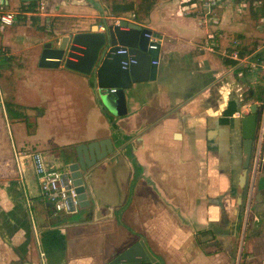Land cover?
<instances>
[{
	"label": "crops",
	"instance_id": "crops-1",
	"mask_svg": "<svg viewBox=\"0 0 264 264\" xmlns=\"http://www.w3.org/2000/svg\"><path fill=\"white\" fill-rule=\"evenodd\" d=\"M183 1L158 0L140 23L158 39V66L154 81L126 91L121 118L101 112L90 77L63 65L47 69L39 60L37 67L23 68L11 102L24 109L28 127L0 112V264H106L137 239L160 264L235 262L238 119L248 103H256L247 93L260 87L248 89L221 53L235 36L241 49H262L264 25L258 14L244 11L258 21L261 36L245 34L248 26L229 7L218 26L200 24L184 15ZM46 2L45 16L18 10L23 20L14 18L0 32V43L10 47L6 55L22 52L19 37L9 32L17 21L26 26L15 33L28 28L26 21L35 23L22 46L47 43L54 49L62 37L116 18L102 5L97 10L96 0ZM48 25L51 36L42 32ZM102 137H110L116 153L86 171L89 205L69 215L53 213L32 163H18L14 151L41 152L47 169H63L75 160L76 144ZM255 179L241 264H264V156Z\"/></svg>",
	"mask_w": 264,
	"mask_h": 264
},
{
	"label": "water",
	"instance_id": "water-1",
	"mask_svg": "<svg viewBox=\"0 0 264 264\" xmlns=\"http://www.w3.org/2000/svg\"><path fill=\"white\" fill-rule=\"evenodd\" d=\"M36 0H20L27 4ZM101 10L100 5L94 4ZM104 31H98L99 25H93L88 32L68 34L60 39L54 49L43 45L39 66L47 69L63 65L79 74L90 77L96 90V98L101 112L108 119L126 115V91L133 83L151 82L156 76L159 48L148 49L151 31L140 24L120 21L118 25L102 21ZM153 37H156L155 34ZM157 38V37H156ZM118 51L126 53L119 54ZM125 63L126 65H123ZM248 101V100H246ZM246 115L240 116L239 137L242 147V159L238 183L240 191L236 196V212L243 211L245 196L248 191L249 164L255 151L257 132L262 120L261 107L257 103L246 105ZM260 146L264 156V133ZM75 160L65 165L63 178L74 186L76 204L80 208L89 205L87 187L83 177L86 171L108 155L115 154L110 137L78 143L74 146ZM71 209V208H70ZM69 215L70 213H65ZM234 259L230 261L233 264ZM106 264H160L149 251L142 239L128 245L112 257Z\"/></svg>",
	"mask_w": 264,
	"mask_h": 264
},
{
	"label": "built area",
	"instance_id": "built-area-1",
	"mask_svg": "<svg viewBox=\"0 0 264 264\" xmlns=\"http://www.w3.org/2000/svg\"><path fill=\"white\" fill-rule=\"evenodd\" d=\"M33 15L45 16L46 0H36ZM231 3L241 4L246 11L249 9H261L264 11V0H193L189 5L182 7L184 15L197 20L200 24L209 25L212 27L218 26L221 21V14L225 8H228ZM14 11L8 9L3 0H0V32L12 25L15 18ZM259 15V24L264 25V15ZM106 22H112L118 25L120 21L127 23L140 24L135 19V14L131 12L127 17H116L114 19L104 18ZM141 25V24H140ZM142 26V25H141ZM103 23L98 26V31H104ZM153 33L148 37V42L151 43L148 49H155V44H158V39L153 37ZM209 47V45H205ZM210 49V47H209ZM221 57L228 61H233L230 65V70L237 78H240L248 89L255 87H264V47L260 50L253 51L250 54L242 56L241 46L239 40L232 37L229 40V45L223 49ZM119 54L126 53L125 51H118ZM153 64H157L158 62ZM123 65H126L123 63ZM3 96L0 93V112H4ZM261 107L262 120L257 132V139L255 141V151L249 164L248 170V191L244 200V222L243 228L237 241V253L235 255V264L241 259L242 250L244 247V236L248 222L250 219V206L253 200L255 191V176L262 164L261 152V138L264 133V99L258 103ZM237 115L238 112H236ZM15 160L19 163L22 158H28L32 163V170L37 177L39 188L44 199L49 203L53 213H70L75 211L78 207L76 204V192L74 186L69 180L63 178L65 169H47L45 161L41 152L38 151H14ZM71 208V209H70Z\"/></svg>",
	"mask_w": 264,
	"mask_h": 264
},
{
	"label": "rangeland",
	"instance_id": "rangeland-1",
	"mask_svg": "<svg viewBox=\"0 0 264 264\" xmlns=\"http://www.w3.org/2000/svg\"><path fill=\"white\" fill-rule=\"evenodd\" d=\"M4 3H6L5 1H7L8 3H6L7 7L10 8L12 11H14V13H18V9L14 8L13 6H15V4L17 3V0H3ZM98 2L99 5H102L103 9H105L106 12L109 11V5L111 3H130L132 1L133 3V10L131 12H133L135 14V19L136 16L139 19H136V21H138L139 23H145V18L144 17V13L142 10V7L140 5L141 0H96ZM158 0H156L157 2ZM230 9H232V15L235 17V15L239 16L242 18V23L245 24V26H248L247 31L245 32V34L251 35L252 37H260L261 35L259 34V32L256 30V26L259 27L260 25H258V21L248 17V15L246 13H244L245 8H243L241 6V4H235V3H231L229 6ZM48 10V4H46V8L45 11L47 12ZM131 12L128 13H124V14H119L118 17H127ZM259 14V13H258ZM55 20V19H54ZM49 21H51L49 19ZM26 23L28 24V28L26 30H21L20 32L15 33V31H13V29L15 30L16 27L21 26L24 27L26 25H22L20 21H17L16 25H14L13 29L10 30L9 32H13L14 35H16L15 37H19L18 40H16L15 43L14 40H12L11 42L13 44H16V46H21L23 48H21L22 52H16L15 54H11L12 59L10 60V64L8 67L3 68L2 70H0V93L2 94V96L4 97L5 100L11 101V100H15L14 97L16 96L14 91L16 90L14 87V84L21 81L22 79V70L23 68H26L28 65H32L33 67H37V63L40 57V49L42 48L40 45H31V43L27 44L26 46H22L21 42H23L22 37L26 34L29 35L30 32H32L34 30V25H32L29 21H26ZM38 24V23H37ZM12 27V26H11ZM49 27V32L47 31V28ZM48 27H46L45 31L43 30L42 32H46L48 35H53L52 29L50 28V26L48 25ZM7 29V28H6ZM7 31V30H6ZM17 31V30H16ZM36 31V30H34ZM5 33V32H4ZM224 36L226 35L225 33H223ZM21 35V36H20ZM260 35V36H259ZM264 42V40H263ZM33 44V43H32ZM0 49L1 51L4 50L6 54H10V47L8 45H5L4 43H0ZM37 109V108H36ZM36 110L32 111L31 114V119L35 120V115H36ZM44 129V127L42 128ZM240 191V190H239ZM244 213L242 211H240L239 214V228L237 229V236H236V241L239 240V235L241 233V228H243V222H244Z\"/></svg>",
	"mask_w": 264,
	"mask_h": 264
},
{
	"label": "trees",
	"instance_id": "trees-1",
	"mask_svg": "<svg viewBox=\"0 0 264 264\" xmlns=\"http://www.w3.org/2000/svg\"><path fill=\"white\" fill-rule=\"evenodd\" d=\"M254 1V0H251ZM193 0H185L181 3H179V8L185 7L187 5H189L190 3H192ZM37 3V1H33L31 3L28 4H20L18 7V10L21 13H30L34 11V7L35 4ZM156 3V0H141V7L144 13V17L147 18L151 8L153 7V5ZM133 10V3L132 1L130 3H111L109 5V11L106 13L111 14L114 17H118L119 14H124V13H128L131 12ZM251 16H256V14H260L263 15L264 11L261 9L256 10L255 12L252 10H249ZM20 14L16 15L15 18L16 20H23V18H20ZM33 19V18H32ZM136 19H139L136 16ZM41 29H43V27H41ZM235 38H237L239 40V36H235ZM252 51H248L245 49H241V54L242 56L247 55L252 53ZM12 59L11 56H8L5 54V51L0 49V69H3V67H7L10 64V60ZM223 63L226 66H230L233 64V61H228L223 59ZM246 99L248 100H252L256 103H261L262 100L264 99V87H260L258 89H256L255 91H249L247 93ZM4 111H5V115L7 120L11 121H21V122H25L27 127H28V123H27V119H26V115L24 114V109L18 105H16L14 102L11 101H7L4 100ZM243 259V253H242V258L241 261ZM241 261L239 262V264H241Z\"/></svg>",
	"mask_w": 264,
	"mask_h": 264
}]
</instances>
